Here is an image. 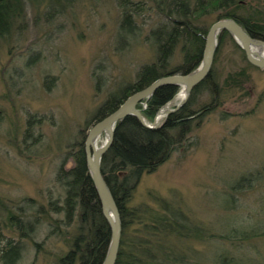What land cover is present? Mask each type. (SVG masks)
<instances>
[{
    "label": "rangeland",
    "instance_id": "374dc122",
    "mask_svg": "<svg viewBox=\"0 0 264 264\" xmlns=\"http://www.w3.org/2000/svg\"><path fill=\"white\" fill-rule=\"evenodd\" d=\"M157 3L28 0L0 37V264H63L70 238L88 230L90 214L68 200L67 182L90 129L110 114L108 98L125 100L143 65L156 61L147 37L166 20ZM196 19L207 33L216 15ZM225 43L209 87L190 103L194 115L170 130L165 160L139 169L137 183L131 164L104 165L114 191L136 183L129 205L139 218L125 233L148 248L136 250L138 264H264V68ZM182 57L179 45L171 66ZM30 215L38 222L22 232Z\"/></svg>",
    "mask_w": 264,
    "mask_h": 264
},
{
    "label": "trees",
    "instance_id": "16d2710c",
    "mask_svg": "<svg viewBox=\"0 0 264 264\" xmlns=\"http://www.w3.org/2000/svg\"><path fill=\"white\" fill-rule=\"evenodd\" d=\"M27 1L0 0V37H4L10 32L13 27V18L23 14ZM158 2V8L166 20L162 25L160 24L153 29L147 37V39H152L153 44H156V61L143 65L137 81L130 85L129 92L141 90L162 76L174 73L186 74L199 67L203 58L206 32L195 25L196 14L203 16L206 13H214L216 21L223 18L235 19L253 38L264 40V0H197L194 9L190 0H158ZM135 10L137 11L138 8ZM125 15H127L126 21L128 20L126 33H130L135 30L132 28L134 27L133 14L127 12ZM166 24H170L169 29L164 28ZM227 39L236 49L244 52L228 31H222L219 34V44L214 61L222 56L221 51ZM179 45H181L183 54L182 61L172 67L171 59ZM211 81L212 70L207 78L192 90L191 100L188 104L177 113L168 116L162 126L157 129L144 127L133 115L119 121L115 129L113 143L102 160V171L107 183L109 180L104 172V165L110 159L118 158L120 161L116 165L119 167L131 164L133 173L130 176L132 178L138 176L136 173H140L139 169H151L161 164L171 150L170 130L173 127L176 128L178 122L186 116L194 115V111L190 109V103H192L196 93L202 87L208 86ZM216 87L218 88L216 83L211 86L212 89H216ZM178 90L179 86L177 85H165L158 88L146 101V108L139 106L143 115L147 118H153L159 109L175 96ZM123 100V98L122 100L113 97L108 98L104 109L109 111L107 113H111ZM156 139L162 141L154 142ZM135 177L136 182L138 179ZM135 184L129 187L135 188ZM66 187L68 200L75 201L86 210L90 214L89 219L91 218V221L86 232L77 233L70 238L71 249L61 257V261L63 264H102L110 244L111 229L102 212V206L86 164L85 154L81 157L80 166L73 170V177L67 182ZM129 187L122 186L116 191L110 187L119 206L123 223L122 241L116 264H138L137 253L141 252L140 249H148L146 246L141 247V242L133 236V232L131 236H127L128 234L125 233L126 227H131L134 220L139 218L138 209L129 205L132 200L131 192L133 189ZM30 202H33V199H30ZM51 206L56 210V206ZM32 216L25 218L26 221L20 228L22 232L24 229L32 230L38 222L32 219ZM84 218L86 221L89 220L86 217L82 219ZM176 221L174 220V222ZM6 251L10 254L18 250L11 248Z\"/></svg>",
    "mask_w": 264,
    "mask_h": 264
},
{
    "label": "water",
    "instance_id": "95a60500",
    "mask_svg": "<svg viewBox=\"0 0 264 264\" xmlns=\"http://www.w3.org/2000/svg\"><path fill=\"white\" fill-rule=\"evenodd\" d=\"M222 31H228L231 34L233 39L244 50L247 60L252 65L264 68V56L256 51L257 48L264 47V40L253 38L235 19H219L208 30L202 62L196 70L186 74L174 73L162 76L147 87L135 91L118 108L98 121L87 134L84 146L86 164L101 202L102 212L111 229L110 244L102 264H116L123 234V223L119 206L102 172V159L113 143L117 123L129 115H133L144 127L158 128L157 118L155 117L152 123L147 122L141 109L138 108V104L151 97L162 86H183L187 90L186 99L176 108L167 109V113L176 111L179 106L186 102L192 90L204 81L211 72L219 44V34ZM102 133L106 134V141L100 147L95 146Z\"/></svg>",
    "mask_w": 264,
    "mask_h": 264
},
{
    "label": "bare ground",
    "instance_id": "6f19581e",
    "mask_svg": "<svg viewBox=\"0 0 264 264\" xmlns=\"http://www.w3.org/2000/svg\"><path fill=\"white\" fill-rule=\"evenodd\" d=\"M196 24V23H195ZM197 25V24H196ZM202 30V29H201ZM203 32H205V30H203ZM207 34H208V32L206 33V37H207ZM206 43V42H205ZM257 52H259L261 55H263L264 56V47H262V48H257V50H256ZM207 78V77H206ZM205 78V79H206ZM204 79V80H205ZM203 82V81H202ZM178 86V85H177ZM155 93V92H154ZM186 97H187V90H186V88L185 87H181V89L180 90H178V92L175 94V96L167 103V104H165V105H163L160 109H159V111L156 113V115H155V117L157 118V123H159L163 118H165L166 117V115L168 114L167 113V109H172V108H170L169 106H170V102L171 101H173V102H175L176 101V104H177V106L178 105H180L181 104V102L182 101H184L185 99H186ZM150 98V97H149ZM149 98H147L146 100H143L142 102H140L139 104H138V108L140 109V105L141 104H143V108H146L147 107V100L149 99ZM188 99V98H187ZM186 105V103H184V104H182L181 106H179V108L176 110V111H180L184 106ZM176 106V107H177ZM176 111H174V112H176ZM171 113H173V112H171ZM155 117H154V119H155ZM165 120V119H164ZM164 120L162 121V124H163V122H164ZM162 124L161 125H159L158 124V128L159 127H161L162 126ZM155 129H157V128H155ZM101 138V137H100ZM106 141V138L104 139V141H103V143ZM100 143H99V139L96 141V143H95V146H98V147H100ZM85 159H86V157H85ZM89 173H90V171H89ZM90 176H91V173H90ZM91 178H92V176H91ZM93 180V179H92ZM101 203V202H100ZM145 234L146 235H150V234H152V230L151 229H147V230H145ZM71 245V244H70ZM118 259V258H117ZM117 263V262H116Z\"/></svg>",
    "mask_w": 264,
    "mask_h": 264
}]
</instances>
